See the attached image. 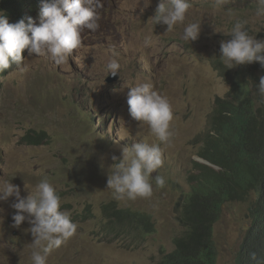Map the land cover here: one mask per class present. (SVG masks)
<instances>
[{"label": "rangeland", "instance_id": "374dc122", "mask_svg": "<svg viewBox=\"0 0 264 264\" xmlns=\"http://www.w3.org/2000/svg\"><path fill=\"white\" fill-rule=\"evenodd\" d=\"M160 2L151 0L145 7L144 0H101L99 28L82 32V46L67 63L57 66L31 54L24 57L23 71L15 65L0 78V181L10 180L27 196L26 183L34 189L47 178L61 197V210L78 226L71 239L52 251L48 264H159L185 231L177 204L199 174L198 137L207 131L218 98H225L228 80L235 77L220 62L221 42L231 39L223 30L246 20L249 34L264 40V17L256 16L255 0H190L185 24L198 22L201 31L187 43L181 39L184 25L166 32V25L155 24L152 17ZM110 58L121 64L113 84L106 82ZM258 75L246 72L244 80L250 83ZM138 81L152 84L172 107L173 136L167 145L129 114L127 93ZM252 99L257 110L258 93ZM30 131H44L49 138L40 146L22 144ZM135 142L158 144L163 166L153 173L151 198L116 201L107 188L108 175L123 158V149ZM156 175L164 177L163 188L156 186ZM14 199L0 201V264H31V225L25 221L19 229L12 227ZM255 200L251 193L246 202L224 205L214 228L218 264H236ZM109 202L148 213L156 232L144 238H134L135 232L103 238L101 209Z\"/></svg>", "mask_w": 264, "mask_h": 264}, {"label": "clouds", "instance_id": "9594fccd", "mask_svg": "<svg viewBox=\"0 0 264 264\" xmlns=\"http://www.w3.org/2000/svg\"><path fill=\"white\" fill-rule=\"evenodd\" d=\"M216 2L227 4L230 0ZM255 2L256 16L264 17V0ZM150 4L151 0H144L145 7ZM101 7V0H34L26 19H21V15L15 18L0 15V78L10 73L11 70H4L9 69L12 64L23 71L24 57L31 54L45 56L55 65L63 66L72 57L73 50L82 46V32L85 29L96 31L99 28L98 13L101 12ZM190 8V0H161L152 18L155 24L166 25V32H172L177 25H184L181 39L189 43L197 40L201 31V24L198 22L185 24ZM0 10L4 13L1 7ZM247 24L246 20H237L230 29L223 30L231 39L222 41L220 47V62L225 68H229L227 75L231 78L234 73L235 77L228 80L230 89L225 98L218 99L229 100L235 104L239 103L236 98H252L254 93H258L259 99H264V40L250 35ZM149 43L146 39L145 44ZM106 68L108 74H111L106 82L113 84L119 79L117 74H121V64L118 59L110 58ZM252 71L258 72V77H253L250 83L246 82L244 74ZM241 86L247 88L246 94L238 91ZM127 104L130 116L140 122L142 127L147 125L161 143L167 145L171 142L173 110L168 99L154 91L152 84L138 81L135 86H130ZM260 108H264L263 103H260L258 109ZM199 160L201 162L198 163L219 169L205 159ZM162 166L163 153L158 144L135 142L131 148L123 149V158L108 175L107 188L111 190L116 201L151 198L153 173ZM165 183L163 176H155L157 187L163 188ZM25 189L29 190L27 196L21 194L19 185L11 183L10 180L0 181V201L15 198L10 205L15 209L12 227L19 229L25 221L31 225L27 229L34 238L31 243V264H48L52 251L71 239L78 226L67 211L61 210V197L47 178L41 179L34 189L26 183ZM14 236H17V232ZM18 264L23 263L20 261Z\"/></svg>", "mask_w": 264, "mask_h": 264}, {"label": "trees", "instance_id": "16d2710c", "mask_svg": "<svg viewBox=\"0 0 264 264\" xmlns=\"http://www.w3.org/2000/svg\"><path fill=\"white\" fill-rule=\"evenodd\" d=\"M30 1L34 0H1L0 7L6 17L15 18ZM246 90L241 86L238 91L246 94ZM259 100L264 104L263 98ZM236 101L239 103L218 99L219 107L211 115L207 131L198 137V157L219 169L195 162L199 170L196 185L177 204V218L185 231L175 240V250L165 254L159 264H217L214 226L223 207L229 202H246L251 193L257 199L236 264H264V108L255 110L248 96ZM48 138L44 131H30L21 142L40 146ZM101 211L106 220L103 238L128 232L144 238L156 232L146 212L121 208L116 202L103 204Z\"/></svg>", "mask_w": 264, "mask_h": 264}, {"label": "bare ground", "instance_id": "6f19581e", "mask_svg": "<svg viewBox=\"0 0 264 264\" xmlns=\"http://www.w3.org/2000/svg\"><path fill=\"white\" fill-rule=\"evenodd\" d=\"M43 2V0H41ZM31 5L32 2L30 1L28 4L25 5L22 14H21V19H26V14L28 13V11L31 9ZM4 15H6L4 13ZM15 64H12L11 67L9 68V70H12L14 68ZM133 230V229H132Z\"/></svg>", "mask_w": 264, "mask_h": 264}]
</instances>
